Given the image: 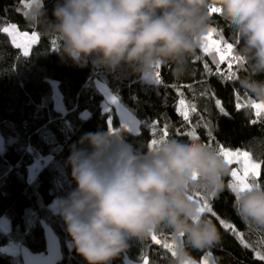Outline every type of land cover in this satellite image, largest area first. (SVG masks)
I'll return each instance as SVG.
<instances>
[{
	"label": "clouds",
	"instance_id": "1",
	"mask_svg": "<svg viewBox=\"0 0 264 264\" xmlns=\"http://www.w3.org/2000/svg\"><path fill=\"white\" fill-rule=\"evenodd\" d=\"M214 14L244 62L238 90L264 104V0H56L52 20L43 0L23 5L26 28L55 40L62 60L85 67L92 58V67L106 72L124 65L148 81L158 66H171L177 80L188 74L190 60L211 38ZM123 135L84 133L65 162L76 187L57 210L85 264H110L129 240L157 235L170 241V264H196L192 250L221 241L198 193L214 201L228 190L241 223L264 231V183L234 191L225 183L232 169L217 148L169 138L141 150Z\"/></svg>",
	"mask_w": 264,
	"mask_h": 264
},
{
	"label": "trees",
	"instance_id": "2",
	"mask_svg": "<svg viewBox=\"0 0 264 264\" xmlns=\"http://www.w3.org/2000/svg\"><path fill=\"white\" fill-rule=\"evenodd\" d=\"M43 2L52 20L56 0ZM23 5V0H0V134L5 141L0 153V219L6 217L11 226L9 232L0 230V248L16 244L19 248L27 247L32 253L44 252L41 224L45 223L60 240L61 264H85L73 248L57 209L60 199L76 187L71 168L65 164L72 146L87 132L109 129L120 132L113 110L94 89L95 79L106 85L143 123L139 137L123 135L134 147L144 150L143 146L153 139L188 140L190 137L184 133L195 126L198 141L205 145L210 144L218 151L223 147L249 152L252 159L262 165L257 182L264 183V113L257 115L255 109L245 106L253 99L242 95L235 84L243 74V65L233 61L231 72L235 76L228 79L227 59L221 62L216 52L198 50L189 62L188 74L177 80L171 75V66H160L156 70L160 83H156V76L151 82L141 80L124 65L111 72L95 69L92 58L85 67L74 66L57 54L55 40L39 35L25 56L2 30L7 25H15L18 31L31 35L33 30L24 23ZM213 19V27L227 42L233 43L236 55L230 30L224 27L218 15L214 14ZM212 38L217 40L219 36ZM259 78L264 79V76ZM52 82L57 83L61 95L62 113L55 110ZM181 100L185 104L181 105ZM217 100L223 112L217 107ZM237 103L241 104L239 109ZM193 106L195 111L191 110ZM180 108L189 116L188 121L178 111ZM165 126L167 137L163 136ZM36 156L50 157V161L29 181V168ZM229 180L230 176L225 177L227 185ZM197 197L203 203L206 200L215 213L205 211L216 223L221 241L211 249L192 250L196 263L207 259V264H216L217 260L219 264H264V259L257 256V253L264 254V231L241 223L233 213L230 192L225 190L214 201L199 193ZM157 237L162 242L160 247L150 240H129L125 254L134 261L148 258L149 264H170L171 250L164 247V243L170 244V241L164 235ZM123 254L110 264H122ZM0 264L22 263L19 255L0 251Z\"/></svg>",
	"mask_w": 264,
	"mask_h": 264
},
{
	"label": "snow or ice",
	"instance_id": "3",
	"mask_svg": "<svg viewBox=\"0 0 264 264\" xmlns=\"http://www.w3.org/2000/svg\"><path fill=\"white\" fill-rule=\"evenodd\" d=\"M26 3V0H23V4ZM219 10H217L218 12ZM4 32L8 33V35L10 37H12L13 40V44L17 47V48H24V49H28L31 47V44L35 41L38 40V34L34 31L31 32V35L29 36L28 32H21L18 31L16 29L15 25H9L8 27L2 29ZM212 34H211V38L207 40V42L202 46V51H204L205 53H207L209 51V48H212L215 50L216 53L220 54L219 55V60L221 62L225 61L227 59L228 62V69H229V75H228V79H232L235 76L234 72H231L232 66H233V61H235V63L239 66L243 65V60L242 58L237 57L236 55L233 54V49H234V45L233 43L227 42L225 40V38L223 37V35L216 29L213 28L211 30ZM216 35L219 36V39L217 40H213L212 37ZM19 38L20 42L17 43V39ZM27 51H25V55H27ZM219 63H217V70H219ZM159 68V66L157 67ZM205 68L207 69V65H205ZM156 83H160V78H159V74L156 73ZM217 107L220 108L221 112L224 111V109L221 107L220 105V101L217 100ZM180 104L183 105L185 104V101L181 100ZM237 108L239 109L241 107L240 103H237ZM247 107H251L253 109L256 110L257 115H260L262 113H264V104H259L254 100H249L247 102V104L245 105ZM192 111H195L194 106L191 109ZM178 111H180V114L184 117L185 121L189 120V116L187 114H185V112L183 111L182 108L178 109ZM226 114V113H225ZM205 127H208L207 124L204 125ZM185 135H187L188 137H190L193 140H197L198 141V136L196 134L195 131V126H191L190 130L187 131L186 133H184ZM163 136L167 137L168 136V129L167 126H165V128L163 129ZM209 136L211 137V132H209ZM161 140H165V139H161ZM160 140L157 139H153L150 142V146L154 145L156 143H158ZM207 147H210L211 145H205ZM219 152L224 156V158L226 159V161L229 164H233V163H237L240 164L241 163V158H242V175L239 174L241 169H237V170H233L231 173V177L233 178V183L229 184V187L232 188L234 191L235 190H242L243 188H248L251 187L252 185L249 183L250 181H255L257 182V178L260 176V169L262 167V165L258 162H256L255 160L252 159V156L250 155L249 152L244 151V152H232V151H226L223 147L219 148ZM258 184V182H257ZM202 211H207L212 213L213 215H215L214 212H212V209L210 207V205L207 203V201L205 200V202L202 204ZM221 224H224V221L221 220L220 221ZM228 228H232L231 225H225ZM233 231H235V229H232ZM239 235V234H238ZM152 240L156 243H160L161 241L158 239L157 236H153ZM247 246V245H245ZM164 247L171 249V245L167 242L164 243ZM174 255V253H173ZM258 258L260 259H264V254L261 253H257ZM144 264H149L147 258L144 259ZM202 264H207L206 261H203Z\"/></svg>",
	"mask_w": 264,
	"mask_h": 264
},
{
	"label": "water",
	"instance_id": "4",
	"mask_svg": "<svg viewBox=\"0 0 264 264\" xmlns=\"http://www.w3.org/2000/svg\"><path fill=\"white\" fill-rule=\"evenodd\" d=\"M93 86L98 95L102 98L104 104L108 108L113 110L119 130L132 137H139L141 134V127L143 123L119 101V99L110 91V89L106 85L95 79L93 81ZM4 148L5 141L0 134V153L4 150ZM41 229L43 232V239L45 243L44 252L32 253L27 247L22 246L19 250L21 263L61 264L63 260V254L59 238L57 237L53 229L45 223L41 224ZM150 241L158 247L162 246V242L156 243L152 239ZM144 259L142 261H134L124 253L122 264H144Z\"/></svg>",
	"mask_w": 264,
	"mask_h": 264
},
{
	"label": "rangeland",
	"instance_id": "5",
	"mask_svg": "<svg viewBox=\"0 0 264 264\" xmlns=\"http://www.w3.org/2000/svg\"><path fill=\"white\" fill-rule=\"evenodd\" d=\"M5 27H8V26H5ZM4 27V28H5ZM4 32V31H3ZM5 34L8 35V33L4 32ZM9 36V35H8ZM30 36V35H29ZM10 40H11V43L13 44V40H12V37H10ZM213 39V38H212ZM215 40V39H213ZM20 40L19 38L17 39V43H19ZM36 42V41H35ZM33 42L31 44V47L28 48L27 50L24 49V48H19V50L21 51V53H25V51H29L32 46L34 45ZM14 45V44H13ZM15 46V45H14ZM16 47V46H15ZM210 52H215L213 50H210L209 48V51L208 53ZM218 54V53H217ZM220 55V54H218ZM147 82H151V81H148L146 80ZM52 88H53V100H54V105H55V110L59 113H62L64 110H63V106H62V102H61V95L59 94L58 90H57V83L56 82H52ZM84 117H87V114L84 115ZM113 132H116L114 130H112ZM158 140V139H157ZM226 151H230V150H226ZM232 152H237V151H232ZM50 161V157H39V156H36L35 158V161L34 163L32 164V166L29 168V174H28V179L29 181L33 180L36 176V174ZM230 167L233 170H237V169H241L240 173L239 174H243L242 173V158H241V163L240 164H237V163H233V164H230ZM230 183H233V178L230 176V180H229V184ZM203 198V197H202ZM203 204V202H202ZM11 229V226H10V222L9 220L6 218V217H2L0 219V230L2 232H9ZM19 246L16 245V244H9L7 246H4L2 248H0V251L3 252V253H6V254H13V255H19ZM204 261L207 262V259H204ZM198 264V263H196ZM202 264V263H201Z\"/></svg>",
	"mask_w": 264,
	"mask_h": 264
},
{
	"label": "crops",
	"instance_id": "6",
	"mask_svg": "<svg viewBox=\"0 0 264 264\" xmlns=\"http://www.w3.org/2000/svg\"><path fill=\"white\" fill-rule=\"evenodd\" d=\"M35 44V43H34ZM210 50H213V51H215L214 49H212V48H210ZM30 51V50H29ZM29 51L27 52V53H29ZM23 55H25V53H22ZM26 56V55H25ZM146 81V80H145ZM51 85H52V83H51ZM12 256H15V255H13V254H11Z\"/></svg>",
	"mask_w": 264,
	"mask_h": 264
},
{
	"label": "bare ground",
	"instance_id": "7",
	"mask_svg": "<svg viewBox=\"0 0 264 264\" xmlns=\"http://www.w3.org/2000/svg\"><path fill=\"white\" fill-rule=\"evenodd\" d=\"M8 26V25H7ZM6 28V27H5Z\"/></svg>",
	"mask_w": 264,
	"mask_h": 264
}]
</instances>
